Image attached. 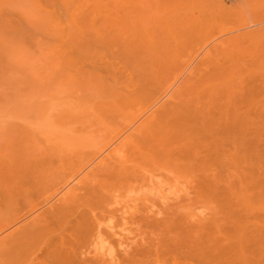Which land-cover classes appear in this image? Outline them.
Segmentation results:
<instances>
[{
  "label": "bare ground",
  "instance_id": "bare-ground-1",
  "mask_svg": "<svg viewBox=\"0 0 264 264\" xmlns=\"http://www.w3.org/2000/svg\"><path fill=\"white\" fill-rule=\"evenodd\" d=\"M9 1L0 0V28L14 25ZM235 1L228 8L235 21L207 45L140 46L141 33L130 25L122 28L123 35L131 29L126 46H98L70 70L76 85L68 99L72 108L74 101L88 102L83 104L89 114L87 119L78 109L81 116L74 119L72 109V119L86 118L83 124L96 131L86 127L92 131L85 133L88 146L69 157L60 145L80 133L81 124L80 131L69 126L73 133L65 127L53 141L14 142L0 154V264H132L135 255L149 254V236L162 239L164 228L181 221L177 208L210 194H218V205L228 210L226 238L215 244L217 257L223 264H264L258 256L264 227L248 231L226 196L246 177L264 192V98H256L264 93V0ZM121 2L22 0L17 5L21 12H43L45 26L101 33L102 40L121 34L115 24L126 11ZM165 187L189 193L164 197L159 191ZM146 191L154 201L144 204L145 196L136 207L131 201L138 204L137 195L130 200L129 193ZM151 191L163 196L152 198ZM195 220L168 237V246L184 247L174 248L185 260L208 252L206 242L195 244L191 235L190 227L201 223Z\"/></svg>",
  "mask_w": 264,
  "mask_h": 264
},
{
  "label": "rangeland",
  "instance_id": "rangeland-1",
  "mask_svg": "<svg viewBox=\"0 0 264 264\" xmlns=\"http://www.w3.org/2000/svg\"><path fill=\"white\" fill-rule=\"evenodd\" d=\"M126 1L122 0L121 2V4L124 2L123 6L125 7L124 9L126 11L124 14L122 13V15L120 12V14H118V16L116 17L115 24L117 22L116 25L119 26L116 27L117 29L115 28L116 30L119 31V28L124 29L132 25L133 27L130 28L133 32H136V34L138 32L139 34L141 33V38H139L142 40H140V46L164 45L193 47L204 46L205 44L207 45L209 42H211L212 39L222 34L225 28H228V26L233 24L232 22H234L235 19H233V16L230 14V11H228V8L231 5L235 6L237 2L235 0H132L130 6L129 1ZM14 2L13 0H11L7 4L12 8L6 5V8L9 9V12L10 14H12L13 18V21L11 20L9 24L13 23L14 25H12L11 27L10 25H8V27L6 25L8 24V22H6V24L4 23V25L8 28H4L5 26L3 28H0V154H4L5 152H7L8 146L13 144L14 142L21 140L24 141L25 139H28L31 142L33 140L38 141L43 139H48L49 141L50 138H54L53 136H55V134L56 136L57 134H62L65 131V127H67L66 130L68 131V133H73L72 129L76 127L74 128L76 130L81 124V126H79V128L83 126L81 128V131L80 129H77L80 131V133H78V131H74V134L76 132L78 133V135H81L80 137L77 136V138H73L77 134H72L70 135L72 137L71 139L70 137H66L63 138L65 142L64 140H61L64 142V144L59 141L61 143V145L59 143L60 147L62 149L63 147H66V149L68 150L67 151L66 149H64V151H67H65L64 155L68 154L66 157H69L71 155L73 156L76 151L86 149L84 145L87 147L88 141L86 143L87 145L84 142L86 138L89 139L88 135L90 134L87 133L86 135L85 133L89 131V128L92 129L93 127L91 128L90 126H87V124H83L85 123V120L87 118L85 115H89L88 110H86L87 108L84 109L86 107L85 104H88V102H83L85 103L83 104L79 103L78 101H74V108H72L73 101L70 102L71 99L68 94L72 89H74L76 84L71 80L72 77L68 73L72 68L80 66L85 60L86 56L90 53V51H92V53L96 52L98 46H118V44L120 46H124V38L129 34V31L131 32V29L129 28L130 30H128V33L126 35H123V32L125 31H123V29H120L121 34H119L123 36V38L120 37L119 34L117 35L123 41H121L120 39V41L118 39H115L118 37L116 35V37L112 36L109 39L103 38L102 40H105L103 42L102 40H99V38H102V36L100 35L101 33L98 34L88 31L82 34L80 32L77 33V31L73 29H71V31L68 30L67 33H65V30H58L49 26H45V22L41 23L42 21H44L41 15L43 12L40 11V13L39 11H32L30 9L21 12L19 11L18 5L20 2H22V0H16ZM130 16H132V19L129 18ZM124 17H126L125 20H122ZM128 19L131 20L129 21L131 24L128 23L129 26L124 25L126 24L125 21L127 22ZM133 19V23L138 27V29L133 25ZM120 25H124V27H120ZM14 26L16 27L14 28ZM134 27L137 31L133 30ZM102 35H104L103 37L107 36L103 33ZM116 40H118V42H116ZM84 46H86L87 48ZM67 95L68 97H66ZM258 95H256V98L258 97L257 99L261 97L264 98L263 92L258 93ZM56 96L58 97L57 99ZM78 103L81 106H78ZM80 107H82L83 109ZM72 109L75 113L78 109L79 112L84 111V114L82 113V115L86 118L84 121H81L82 123L76 122L77 120L74 121L72 119L75 117L72 116L73 114H71ZM85 110L87 111V114L85 113ZM79 112H77L76 114L74 113V115H77ZM78 115L77 118L75 117L74 119H79L81 115L79 117ZM83 117H81L80 120H82ZM87 122L89 123V121ZM61 126H63L64 129ZM69 126H72L70 132ZM86 127H89L87 129L88 131L85 130ZM83 128L84 131L82 132ZM93 131L96 130L94 129ZM84 135L87 137H84ZM29 136L31 137V139ZM95 136L96 135L94 133L91 138L93 139ZM51 139L50 141H53ZM92 142L90 141V143ZM81 145H83V147H81ZM80 147L83 149H81ZM241 183L236 185L237 190L233 189V191L235 192L230 190V192L226 194V196L231 201V203L235 204L233 205V207L236 209V212L243 216L242 222L244 221L243 224H245L246 227L249 226V228L247 227L248 231L253 230L255 227H260V225L264 227V219H262L264 217V192L260 191L257 186L255 187L256 184L254 185L252 183H249L247 177ZM166 188L167 187H165V189ZM165 189H162L163 191H159L161 194L166 195L164 197H171L172 195L181 196L184 194L187 195V193H189H186V190L182 187L181 189L177 188L178 190L175 188L174 190H171L172 188H167L168 190L166 191ZM180 190L182 191L179 193ZM152 193L153 191H151V197L152 195H156L159 196L158 199L163 196H161V194L157 195V191H154L153 194ZM129 195L128 196L130 200L131 198H134V195H137L135 196V198H137L138 201L140 199L142 201V199L146 196L149 199H145L144 201H142L144 202V204L154 201V199H150V197H148L150 196V192L149 194L148 192L142 194L141 192H137L134 194L129 193ZM126 196L125 198L127 199L128 196ZM156 196L155 198L157 199ZM219 197L220 196H218V194H210L208 196L204 195L201 197L197 196L195 197L196 202L177 208L175 215L177 217H180L181 221H175L174 224L164 228V231L162 230L163 235L159 232V235L161 234L163 236L162 239H160V236L159 240L156 241V238L155 240L152 239L155 234L153 236H149V239L152 240H149L150 244L148 245L153 246L152 249L149 246L150 249L146 252H149V254H147L146 256L143 255L144 257L142 258L140 255H138L140 256V258L136 257L137 255H135V259H133L134 262L132 261V264H223L221 258L219 259V257H217V254L215 253V251L217 252V250H215V244L218 243V241L224 242L223 238H226L228 227H226L227 224L225 223V219L223 216H225V213L228 210L226 209L225 211V209H221V207L218 205ZM130 200L128 203L132 202L136 207H139V205L142 206L141 204H143L141 203V201L138 202L137 200L136 201L138 204H135V201L130 202ZM236 200L238 201V203L236 202ZM122 201H124V198L122 199ZM239 201L241 202L240 204ZM132 203L129 205L132 206ZM130 208L132 209L133 207ZM244 214L247 216H245ZM195 219H199L201 223L199 226L196 225L194 227H190V229L193 228L192 230H190L191 232L193 231L191 235H193L192 237L196 239H194L195 244H197L196 242L200 240H202V242H206L205 248L208 252H206L205 250L204 255L206 256L202 255V257L204 258H197L198 260H185L184 256L180 255L182 253V250L180 249H184V247L180 246L179 244L176 246V244L171 243L170 245L174 246H168V237L170 238L171 235H176L177 231L180 232L182 225L193 224L192 222H195ZM213 219H215L216 221ZM134 220L135 219H132L133 224L135 223ZM128 221L131 222V220ZM128 221L127 223H130ZM212 221H215V223H212ZM254 222L257 224V226H255L256 224ZM209 223L211 225H209ZM133 224L131 223V230L134 232L137 230L135 228V230L133 229ZM206 224H208L210 227ZM204 225L205 228H203ZM134 227H136V224ZM208 227L211 230H208ZM133 232H130L129 235H133L131 234ZM134 233L137 234L136 232ZM205 233L211 235H208L209 237H207L204 236L206 235ZM177 234L180 233L177 232ZM213 236L214 238L212 239L216 240H212L210 238ZM136 239L138 240V238H135V240ZM163 239H166L167 241L163 242ZM207 239L208 241L210 240V243L207 242ZM263 242L260 244V247H263L264 249ZM209 244H212V248L209 246ZM207 246L211 248V251H209V247ZM170 247L172 249L174 247H178L180 249L177 250L174 248L173 251ZM166 249L168 250V252H166ZM261 249L259 251L262 252H260L262 255L258 253V256H261L260 259L264 261V259L262 258L264 257V250ZM175 250H177L178 252L180 251L179 254L176 251L177 254L175 255ZM171 252H173L174 255ZM212 252L214 254H212ZM219 260H221L220 263ZM228 263L229 262L226 263V261L224 262V264Z\"/></svg>",
  "mask_w": 264,
  "mask_h": 264
}]
</instances>
